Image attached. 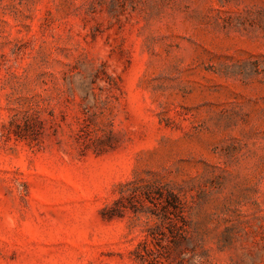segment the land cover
Masks as SVG:
<instances>
[{
    "label": "rangeland",
    "instance_id": "rangeland-1",
    "mask_svg": "<svg viewBox=\"0 0 264 264\" xmlns=\"http://www.w3.org/2000/svg\"><path fill=\"white\" fill-rule=\"evenodd\" d=\"M0 264H264V0H0Z\"/></svg>",
    "mask_w": 264,
    "mask_h": 264
},
{
    "label": "trees",
    "instance_id": "trees-1",
    "mask_svg": "<svg viewBox=\"0 0 264 264\" xmlns=\"http://www.w3.org/2000/svg\"><path fill=\"white\" fill-rule=\"evenodd\" d=\"M170 196H171V198H173L174 200H176V197L174 195H170Z\"/></svg>",
    "mask_w": 264,
    "mask_h": 264
}]
</instances>
